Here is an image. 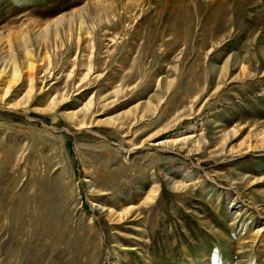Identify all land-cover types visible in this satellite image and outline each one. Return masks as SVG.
<instances>
[{
	"label": "rangeland",
	"instance_id": "obj_1",
	"mask_svg": "<svg viewBox=\"0 0 264 264\" xmlns=\"http://www.w3.org/2000/svg\"><path fill=\"white\" fill-rule=\"evenodd\" d=\"M110 1L0 0V264H264V0Z\"/></svg>",
	"mask_w": 264,
	"mask_h": 264
},
{
	"label": "bare ground",
	"instance_id": "obj_2",
	"mask_svg": "<svg viewBox=\"0 0 264 264\" xmlns=\"http://www.w3.org/2000/svg\"><path fill=\"white\" fill-rule=\"evenodd\" d=\"M136 1V0H135ZM206 3H211V2H215V1H217V0H204ZM87 2V1H86ZM216 4L214 5V6H218L217 5V3L218 2H215ZM137 3L135 2V5H136ZM212 4V3H211ZM87 5H88V3H87ZM107 5V8L105 9V10H103V11H101V7H104V6H106ZM207 5V4H206ZM213 6V7H214ZM91 8H92V10H93V12L94 13H107V11L110 9V8H112V3H111V1L110 0H91ZM81 11V10H80ZM74 12V11H73ZM71 13V12H70ZM75 13V12H74ZM68 14V13H67ZM63 14L62 16H58L57 18H55L54 20H52L53 21V24H55V26L56 25H61L62 24V22H64V18L65 17H67L68 15H69V17L71 16V15H73V14ZM85 14V13H84ZM96 15H99V14H96ZM95 15V16H96ZM107 15V14H106ZM23 17H25V21H23L22 22V24H24V23H29V21H31V20H29V19H27V16L25 15V16H23ZM72 17V16H71ZM70 17V18H71ZM74 20H78V23H79V25H81V18H79V19H76V18H73V19H71V20H69L67 23H68V25L69 24H71L72 22L71 21H73L74 22ZM67 21V20H66ZM70 22V23H69ZM78 25V26H79ZM16 27V26H15ZM7 28V30H8V33L10 34V33H14V30H11L10 29V26H8V27H6ZM79 28V27H78ZM2 29V28H1ZM56 33V32H55ZM69 33V32H68ZM72 33V32H71ZM12 35H14V34H12ZM68 35H70V33L68 34ZM14 36H16V35H14ZM57 37V36H56ZM3 39V38H2ZM9 40V39H8ZM16 41V40H15ZM18 41V40H17ZM29 41V40H28ZM0 45L2 46V48H0V51L1 52H3L4 51V47L6 46L5 45V43L4 44H2V41H0ZM9 46V45H8ZM12 46V45H11ZM10 47V46H9ZM18 48H19V50H20V52H21V54L23 55V57L24 58H26V59H28V58H32L33 56H32V54H33V49L31 48V47H29L26 43H25V41L23 40V39H19V45H18ZM9 50V49H8ZM18 50V49H17ZM21 55V56H22ZM32 56V57H31ZM10 63H12V62H10ZM9 63V61L7 62H1V64L0 65H3V69L0 71V75L3 73V72H5L6 71V64H10ZM14 63H15V61H14ZM16 64V63H15ZM28 66V65H27ZM28 67H30V66H28ZM15 68V67H14ZM31 68V67H30ZM89 71V70H88ZM16 75H17V71L16 72H14ZM24 99H25V97H24ZM20 103V100L19 101H17V104H19ZM78 129H80V128H83V127H87L85 124H83V122L81 121V122H79L78 124ZM235 129V128H234ZM262 130H264V127H263V129ZM263 134H264V131H263ZM191 138H193V137H191ZM196 142H197V140L196 139H193L192 141H185L184 142V144L185 143H189V144H191V145H195V146H198V145H196ZM180 143H182V142H178V143H170L172 146H176V144H180ZM170 144H168V145H170ZM197 149V148H196ZM97 170V169H96ZM91 171H93V170H91ZM96 173V172H95ZM36 174V173H35ZM117 175H122V174H119V173H116ZM102 175V172L101 173H98V171H97V174H96V177L97 178H99V177H103V175ZM178 187H183L182 185H177ZM154 196H155V194H153V190H151L150 189V191H149V193H148V195H147V199L146 200H151L152 201V199L154 198ZM145 199H144V201H145ZM130 210V209H129ZM129 210H125L126 212L127 211H129Z\"/></svg>",
	"mask_w": 264,
	"mask_h": 264
}]
</instances>
